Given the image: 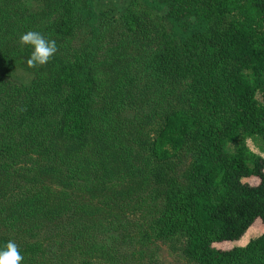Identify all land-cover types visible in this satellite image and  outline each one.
<instances>
[{
  "label": "trees",
  "instance_id": "16d2710c",
  "mask_svg": "<svg viewBox=\"0 0 264 264\" xmlns=\"http://www.w3.org/2000/svg\"><path fill=\"white\" fill-rule=\"evenodd\" d=\"M99 1L0 0V64L33 72L0 83V243L14 240L22 264H121L106 246V204L125 199L106 194L143 176L144 237L187 264H264V232L214 247L264 225V158L246 144L264 141V0H145L120 22ZM28 30L56 41L43 66L26 64ZM184 163L187 185H173ZM38 174L41 186L7 191Z\"/></svg>",
  "mask_w": 264,
  "mask_h": 264
},
{
  "label": "rangeland",
  "instance_id": "374dc122",
  "mask_svg": "<svg viewBox=\"0 0 264 264\" xmlns=\"http://www.w3.org/2000/svg\"><path fill=\"white\" fill-rule=\"evenodd\" d=\"M97 5L99 9L110 11L111 15L114 14L113 16L116 20H118V22L121 20L120 15L126 12L129 8L138 5L148 8L145 0H100L97 2ZM44 7L45 5L43 3H39L37 1L30 6L32 10L37 11H41ZM149 14L154 20H156L158 15L161 13L150 10ZM157 21L158 20L152 22L157 23ZM159 24L161 25V23H158V26H160ZM132 51L135 54L138 53L137 48ZM125 62L126 61H124L123 64ZM32 77L33 72L28 68L25 69L15 65L0 64V83L3 81L12 84H23L30 82ZM2 103L3 100L0 99V114L3 107ZM246 144L253 153L264 158V141L261 138L253 137L246 139ZM236 146L237 144L235 143L227 144V152L233 153ZM187 168V164L185 163L174 166L170 173L173 185L184 187L187 185L185 178ZM17 178H13L14 182L12 184L10 182L7 183V191H14L15 189H18V185H25L30 188L38 186V184L41 186L44 181L43 179H40L39 174L29 176L30 181L28 182L24 177L19 176L21 179ZM243 182L250 185H257L259 180L257 178H248L244 179ZM151 191L152 188L149 180L141 176L137 178L136 182L127 183L115 194H106V197H108L107 199L114 198V201L119 199L118 201L122 202L125 199L124 202L120 204L117 203L118 206L116 208L113 206L108 208L106 204V211L113 213L111 221H106V246L109 248H112L113 246L119 247V256L123 259L121 264H187L183 261V259L176 257L167 244H163L155 240L153 236H151L150 239L143 236L145 233L151 234V226L153 224V218L150 214L151 202L149 200ZM129 192L130 196L127 199L126 196H128ZM107 199L106 201H108ZM86 200L90 204H96V202H99V197L86 196ZM114 215L117 216L114 217ZM250 229L251 228L248 229L249 231H247L241 241L216 244L214 247L227 250L237 246H245L251 239L264 232V225L258 221L256 225L251 230ZM125 233H129L130 237L124 239L123 235ZM52 234L53 233L45 234V236L42 237V240L44 242L49 241V239L53 236ZM58 237L59 239L64 238L61 234H59ZM59 239L57 238L55 242H60L61 240ZM103 239L104 236L99 237L100 241H103ZM64 240L66 242L68 241L66 238H64ZM45 245L48 244L45 243Z\"/></svg>",
  "mask_w": 264,
  "mask_h": 264
},
{
  "label": "clouds",
  "instance_id": "9594fccd",
  "mask_svg": "<svg viewBox=\"0 0 264 264\" xmlns=\"http://www.w3.org/2000/svg\"><path fill=\"white\" fill-rule=\"evenodd\" d=\"M19 44L31 49L26 60L29 68L47 64L58 51L56 41L47 38L39 31L28 30L20 34ZM23 260L24 257L14 240L0 243V264H22Z\"/></svg>",
  "mask_w": 264,
  "mask_h": 264
}]
</instances>
